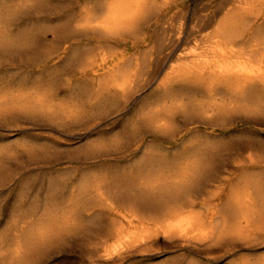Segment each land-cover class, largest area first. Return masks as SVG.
Wrapping results in <instances>:
<instances>
[{"label":"rangeland","instance_id":"374dc122","mask_svg":"<svg viewBox=\"0 0 264 264\" xmlns=\"http://www.w3.org/2000/svg\"><path fill=\"white\" fill-rule=\"evenodd\" d=\"M49 1L51 6L20 9L16 19L7 24L12 31L31 24H47L49 29L40 35L41 53L0 56V103L7 100L3 106L0 104V112L4 109L0 113V259L13 253L16 259L30 258V264H253L264 260V201L255 199L251 184L254 177L264 182V112L238 109L230 95L227 107L231 109L218 110V104L210 103L206 86L192 87L187 93L179 92L180 96L177 93L169 98H164L160 88L170 71L169 62L176 63L178 57L186 54L191 56L201 47L200 41L188 35L195 16L204 13L205 8L226 10L235 0L179 1L172 8L176 17L172 28L178 34L173 45L159 53L156 36L149 40L147 48L146 44L133 45L134 38L115 41L113 54L105 60L99 50L88 55L85 49L72 57L75 45L93 42L76 35L62 36V32L78 25L81 0ZM255 11L258 14L245 15L244 47L252 46L251 36L264 29V3ZM211 31L212 28L206 32ZM58 43L67 47L66 52L50 55ZM141 50L155 51L146 57L152 62L147 61L143 70L140 65L145 56H139ZM124 64L129 71L121 78L115 73ZM121 83H125L124 87L119 86ZM30 90L51 91L57 100L71 101L76 96L80 103L75 111L56 115L48 111L27 112L18 103L19 110L15 106L17 110H12L9 98ZM253 104L254 99L242 102L246 107ZM146 147L152 149L155 159L172 158V167L162 168L161 172L177 170L192 178L193 195L199 203L196 210L207 223L206 232H174L165 236L163 228L146 222L147 217H152L150 206L163 204L160 199L151 198L156 191L145 190L147 171L140 162H147ZM194 163L198 164L192 168L196 174L190 170ZM81 186H90V192L98 194L97 199L84 202ZM71 196H75L80 208H75L80 213L76 211L71 217L73 229L59 234L52 245L28 257L27 249L20 245L26 240L30 223L46 204H61L68 210ZM239 204L256 208L257 220L239 225L233 217ZM123 228L136 237L119 244L118 235ZM145 232L148 238L143 239ZM44 239L52 240L51 236ZM222 242L227 245L225 248ZM208 248L223 258L209 261L205 251Z\"/></svg>","mask_w":264,"mask_h":264},{"label":"bare ground","instance_id":"6f19581e","mask_svg":"<svg viewBox=\"0 0 264 264\" xmlns=\"http://www.w3.org/2000/svg\"><path fill=\"white\" fill-rule=\"evenodd\" d=\"M179 1L182 0H81L78 3L79 4V8H78L79 11L77 15L78 25L73 29H71V31H66L64 33L62 32V36L64 37L68 34L76 35V36L84 37L93 42L90 45L89 44L75 45L71 51L72 57L79 56L85 49H87L86 54L88 53V55H93L96 50H99L100 54L103 56V60H105L108 59V57L113 54L115 41L127 42L129 41V39L134 38L135 42L133 43V45L139 47L141 44L143 45L146 44L145 48H147L149 47V40H152L153 37L155 36L157 37L156 42L159 43L158 52L162 53L165 49L169 48L171 45H173V43L177 41L178 34L172 28V26H174L173 22L176 20L172 8L174 5H178ZM16 2L17 0H0V56L1 54L12 55L15 53H20V55H30V56L39 55L41 53L40 35L44 31L49 29V26L47 24H38V25L31 24L23 27L22 29H19L18 31H12L10 28H8L7 24H9L10 22L16 19L15 15L17 16L19 10L22 8L34 9L39 7L41 8V7L51 6L52 4L49 0H26L25 3L22 4ZM262 3H264L263 0H247V1L235 0L229 8L227 9L225 8L226 10H213V9L211 10L205 8V10H203L204 13L197 14L193 20L192 31L188 35L193 36L196 41L201 42V47H199L201 49L198 52L199 48H197V51L194 53L192 52L193 54L191 56H186L187 54L185 53L186 54L185 56L178 57L179 61L178 62L176 61V63L172 61L169 62L170 64L168 66V69L170 71L160 83V88L164 94V98H169V96L175 95L177 93L179 94V92L187 93V91L192 87L206 86V88H208L210 91L209 101L212 104H218L219 105L217 107L218 110H225L228 108L227 100H228V96L230 95V98L232 96L231 99L234 100V102H236L238 109L253 110V112L260 111L259 113H263L264 108H262L261 106H264V29L261 28L258 29L257 33L251 36L250 39L252 41L251 43H254L252 44V46L250 45L244 47L242 45V42H244V39L246 37V28H247V19H246L247 17H245V15L258 14V12L255 11V8ZM184 16L186 17L187 15ZM210 28H212V31L206 32ZM153 48H155V46H153ZM66 50L67 47H63L62 43L61 44L58 43L57 46L55 47L53 46V48H51V51L49 53L50 55L56 56L65 53ZM154 53L155 51L153 50L148 53L145 50H141L140 52H138L140 57L145 56L144 60L140 65V69L143 70L147 67L145 64L147 61H149L150 63L152 62L151 58L148 60L146 59V57H148V55H150L151 57ZM137 59H139V57H137ZM103 68L105 69L107 68V66H104ZM96 71H98V69ZM128 71L129 70H127V64H124L121 67L119 66V71L116 72L115 74L117 76L120 75L121 78H124L126 77ZM25 77H27V75H25ZM25 80H27V78ZM35 82L36 81H34V83ZM124 85L125 83L119 84L120 87H124ZM54 95L55 94H53V92L51 91L39 92L36 90L33 91L30 90V92L21 93L13 98L12 97L9 98V101L13 103L12 105L13 107L14 106L16 107L18 104H20L22 106L21 110L22 108H25L27 112L28 111L31 112L34 110L48 111L54 115L60 113H66L69 110L75 111L77 109L76 106H78L80 103V99L77 98L76 96L75 99H72L71 101H67V100H57L54 98ZM233 96H235V98H233ZM251 99H254L255 102V104H253L251 107L248 106L246 107L242 105V102L244 101L250 102ZM4 101L7 100L4 99ZM3 103L1 104V106H3ZM72 103H74V106L71 105ZM15 107L12 110H15L18 106L16 108ZM169 110L170 109H168V111ZM2 111H4V109ZM2 111L0 113H2ZM16 112L17 111H15L14 113ZM8 113H10V111ZM33 114L35 116L36 113L34 112ZM25 118H26V114H25ZM145 118H147V116ZM159 120L161 121V119ZM163 125L168 126L167 123H164ZM29 151L27 153H29ZM144 155L145 157H147V162L145 163L140 162V164L143 166V168H145V171H147V177L145 183L147 188H145V190L150 193L151 191L152 192L156 191L154 195L151 196V198L153 200L160 199L163 202V204L160 207L154 204L150 206L152 207V209L149 211V213L152 215V217H147L145 219L146 222L149 223L154 222L156 226L163 228L165 236H169L174 232H180V233L183 232L186 235L192 232H198V233L206 232L207 223L205 222V219L203 218L201 212H198L196 210V207L198 206L199 203L197 202L198 199L193 195L194 182L192 178H186L185 172H178L177 170L175 171L167 170L161 172L162 168L172 167L171 165H173L174 163L171 164L172 162L171 157L166 156L163 160L161 158L160 160L155 159L156 157L153 156L152 149L149 147H146ZM191 160H194L193 157ZM1 161L2 159L0 157V162ZM195 164L196 163H194V166H191L190 168L191 172L194 174H196L197 172L193 171L192 168L198 165ZM171 176L172 177L174 176L175 179H172ZM1 177L2 176H0V178ZM251 184H253L255 188L254 191L255 193L253 194L255 196V199L257 201L258 199L264 201V182H261V180H256V178L254 177L251 179ZM89 187L83 186L81 188L82 191L80 193L81 195H84L82 198L83 199L85 198L84 202L86 203H88L89 200H96L98 196L97 193L96 194L91 193ZM137 190L136 192H140ZM140 197L145 198L144 195H141ZM75 200H76L75 196L70 197V201H72L71 202L72 204L69 206L68 210H65L63 208L64 206H62L61 204L52 203V204L44 205L45 208L43 212L40 215H38L37 218L34 221H32L28 226L25 233L26 240H24V242L20 245V247H24L25 249H27V252L26 251L25 252L28 254V257L34 255L32 254L33 252L35 254L36 253L38 254L39 252H41L42 249L52 245L53 241L59 239L58 238L59 234L61 235V233L68 232L69 230L73 229L75 223L74 221H72L71 217L73 218L74 213L80 210V208L77 206L78 201L76 202ZM236 206L238 209L233 213L234 214L233 217L238 221L239 225L243 224L245 221L248 222L250 220L252 221L257 220L255 219V217L258 214L256 208L248 209V207L245 208L244 205L241 204ZM75 208L76 209L79 208V210H76ZM30 214L32 213L30 212ZM147 232L142 234L141 237L143 239L148 238L146 234ZM132 234L131 233L129 234L128 231L126 232L124 228L121 229L118 235L120 239L119 244H122L127 240L130 241V239H133L134 236L136 237V235H132ZM46 236H51L52 240L47 242L44 239V237ZM202 236H200L199 238H201ZM222 245H224L223 246L224 248L225 246H227L223 242ZM205 251L208 254L209 261L218 262L223 258V255H218V252L215 253L216 251H213V249L208 248L205 249ZM14 255L15 254L12 253L11 256H6L4 258H1L0 264H30L32 262L30 258L19 257V259H16ZM186 264H197V263H195L194 261H189ZM241 264H251V263H249L248 261H242ZM253 264H264V260L261 259Z\"/></svg>","mask_w":264,"mask_h":264}]
</instances>
